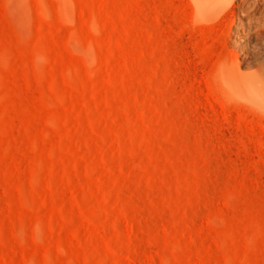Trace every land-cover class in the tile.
Returning a JSON list of instances; mask_svg holds the SVG:
<instances>
[{"label":"rangeland","instance_id":"1","mask_svg":"<svg viewBox=\"0 0 264 264\" xmlns=\"http://www.w3.org/2000/svg\"><path fill=\"white\" fill-rule=\"evenodd\" d=\"M197 5L0 0V264H264V34Z\"/></svg>","mask_w":264,"mask_h":264},{"label":"bare ground","instance_id":"2","mask_svg":"<svg viewBox=\"0 0 264 264\" xmlns=\"http://www.w3.org/2000/svg\"><path fill=\"white\" fill-rule=\"evenodd\" d=\"M196 2L199 4L198 8L200 7L201 11L203 9L206 12L219 11V5L228 2L235 9H240L242 19L239 18V24L243 31L255 37L264 34V0H242L241 2L239 0H196Z\"/></svg>","mask_w":264,"mask_h":264}]
</instances>
